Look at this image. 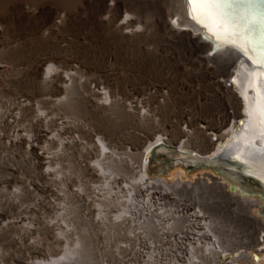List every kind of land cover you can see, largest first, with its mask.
<instances>
[{"label": "bare ground", "instance_id": "1", "mask_svg": "<svg viewBox=\"0 0 264 264\" xmlns=\"http://www.w3.org/2000/svg\"><path fill=\"white\" fill-rule=\"evenodd\" d=\"M92 1L95 23L123 44L137 46L145 64L157 66L171 63L182 71H186L182 66L187 64L191 71H195V77L208 81L214 97L220 102V111L218 110L217 115L214 116L217 124L211 126L208 121L192 117L190 109H183L177 112L174 120L176 129L173 136L168 138L163 133V129L165 126L172 125L173 121L161 120V113L167 107V102L164 97L159 100L156 94L162 92V87L151 86L147 97H136L124 102L107 87L100 86L99 83L90 85L88 80L79 75L76 68H62L52 61L39 59L34 63L32 61L33 65L30 67L40 84L57 95L49 99L50 104H53L52 107L72 109L81 99H84L86 104L109 117L120 113L130 122L145 127L149 131V137H143L140 140L143 143L146 142L141 152L134 151L131 146L120 148L110 144L106 135L95 132L90 126L67 119L68 117L63 119L49 116L48 112H45L47 110L41 109L43 105L38 103L42 105L40 107L36 103L35 109L38 111L36 120L39 122L36 132L34 134L15 132L10 140L19 139L18 142H25L27 149L35 153L37 163L46 167L42 175L45 177L53 175L54 180L62 185L63 199L58 201H61L63 210L60 208L62 212H58V219L62 221L64 228L61 226L63 231L60 230V234L65 236V240L68 231L75 229L76 219L69 215L71 212H69V199L86 196L94 202L96 216L93 218L103 227L101 229L112 227L116 228L115 231L118 229L117 233H120L119 230L128 229L133 239L132 243L128 240L129 243L126 244L131 249L132 264H221L222 256L235 252V234L230 233L225 221L232 217L234 219L239 212H245V217L253 220L255 215L251 214L250 209L260 201L263 203L261 216L264 217V198L229 191L230 177L233 178L235 173L224 170L223 167L220 169L224 170L222 172H225L228 178L222 173L217 174L220 177L206 174L211 182L207 178H198L195 182L183 180L182 172L177 170L172 172V177H177L171 180L161 176H151L148 172L149 155L156 147L159 151H164L163 147L166 144L176 143L181 151L172 154L173 158L166 168L174 162L215 167L217 163L226 165L218 161L217 156L234 158L244 155L253 138L258 149L264 148V131L259 118L248 123L245 114L249 101L254 108L257 106L256 89L257 85L264 87V74L257 65L235 49L216 48L213 43L205 39L203 34L207 30L189 17L185 0ZM162 3L171 7L172 11L168 15V20L166 13L160 11L157 17L154 15L153 22L142 21L144 9L158 8ZM173 21L177 23L174 24ZM45 22L52 24L49 31L53 33L56 28L65 26L68 18L64 12L49 10L45 16ZM153 30L161 34V40L157 42L154 49H151L146 45L151 43L150 35ZM3 31L4 26L0 23L1 35ZM260 41L264 43V36L260 38ZM175 48H179L181 54H178ZM242 65H244L243 68ZM158 80L168 85L165 78L159 77ZM183 86L190 87L189 84ZM99 96H101L100 102L97 100ZM21 101L23 100L18 103L19 109L20 105H28L27 101ZM8 113L11 114L9 111ZM16 116L17 113L14 111L12 117ZM241 121H246L245 125L241 126ZM200 122H204L205 125H201ZM182 124L184 128L180 129L179 125ZM31 130L33 132V128ZM70 130L72 132H69ZM68 132L71 135H65ZM41 141L42 145L39 144ZM196 144H198L197 148ZM52 145H55V148ZM210 153V156H205ZM64 158L71 160L70 162L74 164L70 167L75 166L74 169L77 167L81 170L80 172L83 170L97 180H90L91 183H78L73 190H68L70 186L68 184L74 180L70 181L71 176L69 177L63 169V166L66 167L61 163ZM241 164L245 173L259 179L264 192V179L261 178L260 172L264 160L260 158L259 153L253 157L251 163L241 162ZM210 189L216 196L209 194ZM231 205L234 207L230 208ZM113 206L119 210L116 214L111 212ZM22 219L25 217L19 216L12 222H3L0 225V233L2 230L6 231L12 226H17L18 224H14ZM20 227L27 226L22 224ZM69 235L71 236V233ZM82 240L79 236L72 243L66 242L60 257L35 260L29 264H96L94 258L89 256V252L88 254L85 252ZM2 254L0 249V257ZM3 256L6 258V255ZM15 257L17 258L7 263L26 264L24 256ZM137 257H144L140 260L143 263H139ZM257 261L253 260L247 251H242L230 264H257Z\"/></svg>", "mask_w": 264, "mask_h": 264}, {"label": "rangeland", "instance_id": "2", "mask_svg": "<svg viewBox=\"0 0 264 264\" xmlns=\"http://www.w3.org/2000/svg\"><path fill=\"white\" fill-rule=\"evenodd\" d=\"M49 10L64 12L68 18V23L61 28H56L53 33L49 31L52 24L45 22V16ZM160 11L165 12L168 17L172 10L165 3L160 4L158 8H146L142 21L153 22ZM166 19L168 20L169 17ZM0 23L4 26V31L2 35L0 34V64H2V68L0 67V225L5 221L12 222L19 216L25 217L14 224H18L17 226H12L6 231L2 230L0 233V249L3 253L0 263L9 264L11 259L17 258L15 256H24L26 264L35 260L60 257L65 243H72L80 236V239H83L82 245L85 252L87 254L89 252V256L94 258L96 264H132L131 249L126 244L130 241L132 243L133 239L128 229L119 230L120 233H117L118 229L115 231L116 228L112 227L101 229L103 227L93 218L96 216V210L94 202L89 197H70L69 215L73 219L76 218L75 229L68 231L65 240V236L60 234V230L63 231L62 221L58 219L59 213L63 210L61 201H58L63 199L62 185L54 180L53 175L46 177L42 175L46 167L37 163L35 153L27 149L25 142L10 139L15 132H18L17 134L36 132L39 127V122L36 120L38 115L35 109L36 103H41L43 108L42 105H38L42 110H47L45 112H48L49 116L76 120L90 126L95 132L106 135L110 144L120 148L131 146L136 152H141L146 142L143 143L140 140L143 137H149V131L145 127L130 122L120 113L109 117L86 104L84 99H81L78 105L73 107L74 109L52 107L53 104H50L49 99L57 95L40 84L34 77L31 67L37 60L46 59L62 68H76L79 75L88 80L90 85L99 83L100 86L110 89L118 99L124 102L136 97H147L151 86L162 87L163 93L157 92L156 95L159 100L164 97L168 104L166 103L167 107L161 113V120L173 121L171 127L168 125L163 129V133L168 138L173 136L176 129L174 120L177 112L183 109H190L192 117L208 121L211 126L217 124L214 116L217 115L218 110L220 111V102L214 97L210 88L211 84L202 78L195 77V71H191L187 64L182 66L186 71H182L171 63L157 66L145 64L137 46L123 44L95 23L92 0H0ZM150 37L151 43L146 47L154 49L157 42L161 40V34L153 30ZM174 50L181 54L179 48ZM159 77L165 78L168 85L160 83ZM184 84H189L190 87L185 88ZM20 100L27 101L28 105H20L19 109ZM97 100L100 102L101 96L97 97ZM228 110L230 111L231 108ZM14 111L17 113L16 117H12ZM200 124L205 125L204 122ZM179 126L180 129L184 128L183 124ZM69 132L65 135H71ZM41 143L43 144L42 141L39 142L40 145ZM197 146L198 144L196 148ZM52 147L55 148V145ZM158 149L156 147L149 155L148 172L151 176H161L171 180L177 177H172V172L176 170L182 172L183 180L193 182L198 178L209 179L210 177L206 174L218 176L209 166L200 168L191 163L176 164L174 162L166 168V165H170L172 154L178 153L181 149L176 143L166 144L163 147L164 151ZM210 155L211 153L205 156ZM70 161L67 158L61 161L68 167L63 166V169L69 177L71 176L70 181L74 180L68 184L70 185L68 190H73L78 183H91L97 180L83 170L80 172L81 170L77 167L75 169L78 171L75 170V166L70 167L73 164ZM217 164L215 167H222L221 163ZM227 168L233 169L231 166ZM160 169H164V172L158 173ZM208 181L211 182L210 179ZM239 185L243 186V184ZM211 190L209 194L216 196ZM261 204L260 201L250 209L251 214L255 215L253 220L246 218L245 212H239L234 219L232 217L225 221L230 233L235 234V252L222 256L221 264H230L242 251H247L253 260H255L254 256H257L259 258L258 261L255 260L257 264H264V217L258 214L262 210ZM118 211L116 206L111 208L112 214ZM20 224L27 227H20ZM3 255H6V258ZM143 259L144 257H137L139 263H143L140 261Z\"/></svg>", "mask_w": 264, "mask_h": 264}, {"label": "snow or ice", "instance_id": "3", "mask_svg": "<svg viewBox=\"0 0 264 264\" xmlns=\"http://www.w3.org/2000/svg\"><path fill=\"white\" fill-rule=\"evenodd\" d=\"M227 0H185L188 7L189 17L202 28L206 29L211 35H206L216 48L231 47L241 52L249 60H252L264 74V50H257L249 37L241 33L234 23L231 13L226 10ZM177 23V21H173ZM244 65H242V68ZM257 106L254 108L251 101L246 105L247 122L251 123L257 117L264 131V87L257 85ZM246 121H241V126ZM241 131V129H237ZM253 141L249 142V147L244 155L234 157L237 161L245 164L252 162L253 157L259 153L260 158L264 160V148L258 149ZM261 178L264 179V165L260 167Z\"/></svg>", "mask_w": 264, "mask_h": 264}, {"label": "water", "instance_id": "4", "mask_svg": "<svg viewBox=\"0 0 264 264\" xmlns=\"http://www.w3.org/2000/svg\"><path fill=\"white\" fill-rule=\"evenodd\" d=\"M225 8L231 13V17L241 33L251 39L253 46L257 50H264V43L260 41V38L264 36V0H227ZM206 35H211V33L206 32L203 34V37L205 38ZM250 61L256 65L252 60ZM216 159L226 164L222 165V169L231 170L235 173L232 179L230 177V183L228 185L229 191H238L241 195H250L261 199L264 198V192L259 179L254 175L245 173L240 161L234 158H224L220 156H217ZM227 165L231 166L233 169L227 168ZM197 167L205 168L202 164ZM209 168H211L214 173L218 175L222 173V175L227 177V174L222 172L224 170L213 166H209ZM186 170L189 171V169ZM159 172L162 173L163 169ZM239 184H243V186ZM262 206L263 203L261 204V208ZM258 214L263 215V209L258 212ZM254 259L257 260L258 257L254 256Z\"/></svg>", "mask_w": 264, "mask_h": 264}]
</instances>
